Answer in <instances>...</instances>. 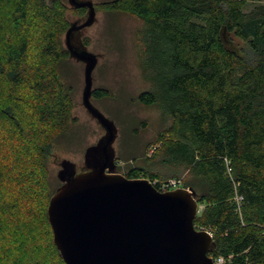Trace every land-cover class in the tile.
Wrapping results in <instances>:
<instances>
[{
    "label": "trees",
    "instance_id": "obj_1",
    "mask_svg": "<svg viewBox=\"0 0 264 264\" xmlns=\"http://www.w3.org/2000/svg\"><path fill=\"white\" fill-rule=\"evenodd\" d=\"M249 0H103L99 8L141 20L150 88L137 96L162 109L155 166L182 178L229 264H264V4ZM66 0H0V264H66L48 205L57 190L49 159L72 121L61 76L70 59ZM245 46H234L232 36ZM107 89L94 88L103 98ZM160 172L136 165L126 176L160 189ZM241 196V200H238Z\"/></svg>",
    "mask_w": 264,
    "mask_h": 264
},
{
    "label": "water",
    "instance_id": "obj_2",
    "mask_svg": "<svg viewBox=\"0 0 264 264\" xmlns=\"http://www.w3.org/2000/svg\"><path fill=\"white\" fill-rule=\"evenodd\" d=\"M68 3L88 9L83 22L70 24L64 43L70 58L85 65L83 105L105 133L86 149L83 170L60 161L61 185L47 212L62 258L66 264H215L213 235L195 225L201 205L193 188L161 191L149 178L115 172L118 127L91 100L99 57L81 40L96 7L93 0Z\"/></svg>",
    "mask_w": 264,
    "mask_h": 264
},
{
    "label": "rangeland",
    "instance_id": "obj_3",
    "mask_svg": "<svg viewBox=\"0 0 264 264\" xmlns=\"http://www.w3.org/2000/svg\"><path fill=\"white\" fill-rule=\"evenodd\" d=\"M101 1L103 0H93L97 11L96 19L81 32V40L88 50L99 57L93 72V88L100 87L109 92L103 98L92 97L91 100L118 127L114 143L117 156L115 172L126 175L131 167L141 165L151 172L162 174L156 182H166V170L155 166L160 160L156 154L160 143H155V139L166 124L162 109L155 105H144L137 99L140 92L150 88L139 39L141 20L130 12L99 8ZM258 4H264V0H249L244 10L249 11ZM87 12V8L82 12L71 9L68 12L70 23L83 22ZM231 36L234 46L240 49L245 46L240 38ZM63 41L65 42V34ZM84 68V63L72 58L63 61L60 67L65 85L71 86L73 110L72 121L57 135L51 148L49 164L54 188L61 185L57 176L61 169L60 161L70 160L76 164L77 171L83 170L86 149L105 133L103 126L83 105ZM181 180L185 181L184 174ZM202 208L203 205L199 212Z\"/></svg>",
    "mask_w": 264,
    "mask_h": 264
},
{
    "label": "built area",
    "instance_id": "obj_4",
    "mask_svg": "<svg viewBox=\"0 0 264 264\" xmlns=\"http://www.w3.org/2000/svg\"><path fill=\"white\" fill-rule=\"evenodd\" d=\"M179 187H183L182 180L179 178H170L166 182L160 183L161 191H168ZM241 198V196H238V200H241ZM209 232L212 234L211 231ZM213 260L215 264H229V260L222 255L213 257Z\"/></svg>",
    "mask_w": 264,
    "mask_h": 264
}]
</instances>
